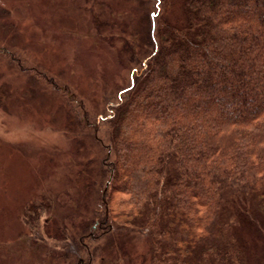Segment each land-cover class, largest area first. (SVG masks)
Masks as SVG:
<instances>
[{
  "label": "trees",
  "instance_id": "obj_1",
  "mask_svg": "<svg viewBox=\"0 0 264 264\" xmlns=\"http://www.w3.org/2000/svg\"><path fill=\"white\" fill-rule=\"evenodd\" d=\"M148 1L147 41L131 49L128 86L104 120L108 143L94 137L101 189L71 242L98 243L97 257L115 235L140 238L138 264H264L244 239L264 242V0H181L173 20Z\"/></svg>",
  "mask_w": 264,
  "mask_h": 264
},
{
  "label": "rangeland",
  "instance_id": "obj_2",
  "mask_svg": "<svg viewBox=\"0 0 264 264\" xmlns=\"http://www.w3.org/2000/svg\"><path fill=\"white\" fill-rule=\"evenodd\" d=\"M162 1L173 20L181 0ZM152 11L148 0H0V264L141 262L140 238L115 235L97 257L98 243L86 238L79 252L71 238L101 189L94 137L108 143L104 120L128 86L131 49L147 41ZM85 123L96 130L81 134ZM244 239L256 256L264 251L252 231Z\"/></svg>",
  "mask_w": 264,
  "mask_h": 264
},
{
  "label": "water",
  "instance_id": "obj_3",
  "mask_svg": "<svg viewBox=\"0 0 264 264\" xmlns=\"http://www.w3.org/2000/svg\"><path fill=\"white\" fill-rule=\"evenodd\" d=\"M108 185H109V183H107V184L105 185V190H104V192L107 190Z\"/></svg>",
  "mask_w": 264,
  "mask_h": 264
}]
</instances>
